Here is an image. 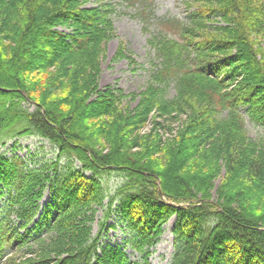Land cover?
Segmentation results:
<instances>
[{"label": "trees", "instance_id": "16d2710c", "mask_svg": "<svg viewBox=\"0 0 264 264\" xmlns=\"http://www.w3.org/2000/svg\"><path fill=\"white\" fill-rule=\"evenodd\" d=\"M91 1L0 0V147L36 137L56 152L21 169L0 157V264H150L171 218L170 264H264V0H182L127 96L98 91L113 9ZM118 1L154 14L153 0ZM114 215L137 260L103 244Z\"/></svg>", "mask_w": 264, "mask_h": 264}, {"label": "rangeland", "instance_id": "374dc122", "mask_svg": "<svg viewBox=\"0 0 264 264\" xmlns=\"http://www.w3.org/2000/svg\"><path fill=\"white\" fill-rule=\"evenodd\" d=\"M107 4L113 11L110 19L113 24V35L106 44V57L101 61V73L98 81V91L119 90L122 95H139L145 90L148 83V71L153 61L152 53L149 51L147 40L157 34V24L159 19L176 18L182 19L186 14L187 8L182 0H153V16L147 18L146 22L142 16L136 14L134 7L120 3L118 0H92L87 7H95ZM145 16V15H144ZM159 28V27H158ZM68 32L66 29H61ZM123 43L129 51L134 64L130 65L126 59L113 60L117 47ZM173 91L170 90L168 97H172ZM129 98L123 102L127 103ZM137 101L130 102L131 107ZM32 109V108H31ZM173 125V127H175ZM246 133L251 140H258L262 132L250 123H246ZM0 157L7 160L9 164L21 169L23 166L34 167L43 163H52L56 159L55 149L47 142L36 137H17L7 140L4 146L0 147ZM59 164V163H58ZM61 164V163H60ZM108 190H112L118 185V180L114 175L106 178ZM218 181L215 182V186ZM8 189L0 182V213L8 199ZM50 201V191H46L40 202V207H44ZM100 220L101 214H97ZM112 226L103 237V244L112 247H120L131 260H137L138 256L130 247V234L119 217L115 215L108 220ZM174 225V218H171L164 226L159 241L152 249L149 258L150 264H169L174 251L173 235L171 230ZM96 225H94V233Z\"/></svg>", "mask_w": 264, "mask_h": 264}]
</instances>
